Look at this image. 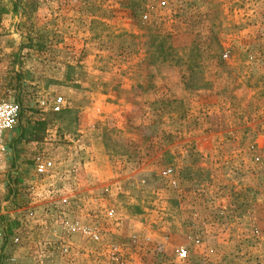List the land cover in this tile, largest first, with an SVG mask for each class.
I'll use <instances>...</instances> for the list:
<instances>
[{
    "label": "rangeland",
    "instance_id": "374dc122",
    "mask_svg": "<svg viewBox=\"0 0 264 264\" xmlns=\"http://www.w3.org/2000/svg\"><path fill=\"white\" fill-rule=\"evenodd\" d=\"M0 101V264H264V0H0Z\"/></svg>",
    "mask_w": 264,
    "mask_h": 264
},
{
    "label": "built area",
    "instance_id": "2783aa9c",
    "mask_svg": "<svg viewBox=\"0 0 264 264\" xmlns=\"http://www.w3.org/2000/svg\"><path fill=\"white\" fill-rule=\"evenodd\" d=\"M164 5V3H161ZM143 19H146L147 16L143 15ZM64 106V100L61 96L55 97L51 104L50 110L54 113L62 111ZM21 113L20 103L15 101H0V168L4 166L7 161V148L5 142V134L12 131L18 124L19 116ZM52 166V162L45 158H38L35 162V172L38 174L46 173V171ZM111 214V213H109ZM85 235H88L93 241L98 240L96 233L91 232L90 230H83ZM5 237H8L5 234L4 228L0 226V248L1 243ZM9 241L13 244L19 242L18 235L13 232L9 236ZM186 253L184 250H181L178 254L179 259H184Z\"/></svg>",
    "mask_w": 264,
    "mask_h": 264
},
{
    "label": "trees",
    "instance_id": "16d2710c",
    "mask_svg": "<svg viewBox=\"0 0 264 264\" xmlns=\"http://www.w3.org/2000/svg\"><path fill=\"white\" fill-rule=\"evenodd\" d=\"M41 51V49H40ZM187 69V67H186ZM188 74H185V73H181L178 77V79L176 78V80H173V82H177L178 85H181V88L182 90H198V89H201V88H204V85L205 83L204 82V79L203 77L200 75L201 74V71H199V69H195L193 70L192 68L188 67ZM196 72V75L198 76V78L195 79V81L193 83H189L191 79V77L194 75V73ZM202 82V83H201ZM201 83V84H199ZM162 93L164 94V97L168 96L169 95V90L168 89H165L164 91H162ZM174 100V99H173ZM174 101H177V100H174ZM179 102H181V100H179ZM178 101L175 102V103H179ZM171 104V102H170ZM38 125H42V123H39ZM42 134L40 132H36L34 133V139L35 140H40L42 139ZM8 230L10 231L11 230V227L8 228Z\"/></svg>",
    "mask_w": 264,
    "mask_h": 264
},
{
    "label": "crops",
    "instance_id": "0c3cea01",
    "mask_svg": "<svg viewBox=\"0 0 264 264\" xmlns=\"http://www.w3.org/2000/svg\"><path fill=\"white\" fill-rule=\"evenodd\" d=\"M18 125V124H17ZM10 136V132L6 133L5 134V142H6V139ZM6 148H8V146L6 145ZM7 154H9V151L7 149ZM5 231V230H4ZM13 233V230H10V231H7V233L5 232V234L8 235V237ZM8 237H5L1 243V248H0V260H1V256L3 254V247L5 245V242H8L9 241V238Z\"/></svg>",
    "mask_w": 264,
    "mask_h": 264
}]
</instances>
